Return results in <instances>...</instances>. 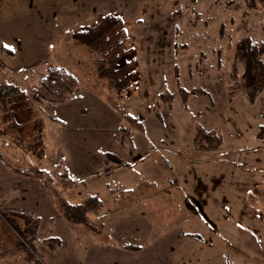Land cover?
Segmentation results:
<instances>
[{"label":"rangeland","instance_id":"374dc122","mask_svg":"<svg viewBox=\"0 0 264 264\" xmlns=\"http://www.w3.org/2000/svg\"><path fill=\"white\" fill-rule=\"evenodd\" d=\"M244 9L0 0V92L13 86L0 96V191L12 199L0 204V251L29 244L43 264H264V91L250 102L229 87L236 41H264V9ZM111 16L91 46L75 37ZM50 64L77 77L75 97L32 99ZM120 126L132 149L114 140ZM200 130L219 136L214 150L198 144ZM5 165L33 167L56 202ZM67 179L78 185L59 193Z\"/></svg>","mask_w":264,"mask_h":264},{"label":"trees","instance_id":"16d2710c","mask_svg":"<svg viewBox=\"0 0 264 264\" xmlns=\"http://www.w3.org/2000/svg\"><path fill=\"white\" fill-rule=\"evenodd\" d=\"M242 1L245 5L244 14H248L252 10L264 9V0ZM116 22L117 19L115 17H108L94 28L75 32V37L85 45L91 46L102 38ZM1 50L12 55V52L5 47H1ZM2 67H4V64L0 62V69ZM229 80L230 94L235 95L242 92L250 102H253L264 91V41L253 40L248 35H244L236 41L234 57L229 71ZM78 86L79 81L71 71L65 67L50 64L46 66V73L32 87L31 97L36 102L60 103L66 101L69 97H75L74 90ZM113 138L122 146L127 141L131 146L130 149L133 148V142L131 136H128L127 127L120 126L113 133ZM196 140L204 150H214L217 145H214L212 142L218 144L220 141L219 136L205 130L197 132ZM113 161H118L115 155L109 153L104 154L105 163ZM8 167L13 172L35 176L30 169L19 171L13 168L12 165H8ZM66 181L69 183H62L60 185L62 188L59 190V193L78 185V181L75 179H67ZM43 183L52 202H56V196L50 184L46 181H43ZM87 205V209L96 210L100 206V201L95 197ZM14 256H22L30 264H43L36 256L35 250L29 244H20L14 250L0 251V259Z\"/></svg>","mask_w":264,"mask_h":264},{"label":"crops","instance_id":"0c3cea01","mask_svg":"<svg viewBox=\"0 0 264 264\" xmlns=\"http://www.w3.org/2000/svg\"><path fill=\"white\" fill-rule=\"evenodd\" d=\"M6 85V84H5ZM13 87V86H12ZM10 85H6L5 86V88L2 90L3 92H0V96L2 95V93H3V96L5 95V93H7V92H12L13 91V88H12ZM13 166V168H16L17 170H19V171H22V170H25V169H30V170H32V171H34L35 169L33 168V167H30V166H28V165H24L23 166V168L21 167V166H18V165H12ZM5 173H6V175L7 176H12V180L11 181H14V182H16L17 180H19L18 182H24V183H26L27 185H34L35 184V182H37L38 183V181H40L41 182V184L43 185V181H42V179L40 178V177H38V176H33V175H23V174H21V173H18V172H13V171H11L10 170V168L8 167V165H5ZM29 183V184H28ZM36 183V184H37ZM11 185V184H10ZM39 185H40V183H39ZM43 187H44V185H43ZM44 189H45V192L47 193V191H46V188L44 187ZM10 192H11V194H8V195H10L11 197H14L15 195H17V193H12V188L10 189H8ZM47 195H48V193H47ZM49 196V195H48ZM16 197V196H15ZM7 200H12L11 198H9L8 196H6L5 194H2V192L0 191V204L1 203H4L5 201H7ZM12 207V206H11ZM11 207H9V206H5L4 208H11ZM11 209H19V208H11ZM20 210V209H19ZM22 211H24V210H22ZM34 213V212H33ZM32 213V214H33ZM14 257H16V256H14ZM21 258H23L22 256H20ZM13 257H9V258H4V259H1V260H8V259H12ZM24 260V259H23ZM27 262V261H26Z\"/></svg>","mask_w":264,"mask_h":264},{"label":"snow or ice","instance_id":"6c2138e0","mask_svg":"<svg viewBox=\"0 0 264 264\" xmlns=\"http://www.w3.org/2000/svg\"><path fill=\"white\" fill-rule=\"evenodd\" d=\"M4 47H5V48H9L10 46H9V45H7V44H5V45H4Z\"/></svg>","mask_w":264,"mask_h":264}]
</instances>
